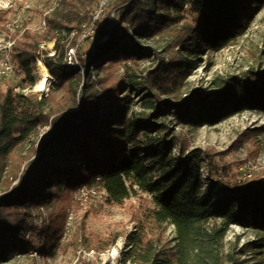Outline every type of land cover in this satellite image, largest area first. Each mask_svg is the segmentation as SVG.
<instances>
[{"label":"trees","instance_id":"obj_1","mask_svg":"<svg viewBox=\"0 0 264 264\" xmlns=\"http://www.w3.org/2000/svg\"><path fill=\"white\" fill-rule=\"evenodd\" d=\"M102 1L59 0L45 15L43 34L26 24L15 40L12 59L26 79L32 78L41 55L59 87L69 88L75 82L83 91L77 108L55 111L49 106L51 95L39 98L12 87L0 88V183L5 185L0 195V260L34 247L30 241L19 246L13 240H26L30 206H42L47 198L75 200L82 187H94L107 191L110 204H123L133 191L150 194L155 221L169 222L177 230V251L171 256L159 238L148 237L145 226H138L128 235L125 263L225 264L223 240L230 225L264 231V174L240 178L233 173L236 164L224 162L227 151L191 146L160 119L173 113L177 125L200 127L244 111L264 112V70L217 77L209 88L194 89L183 100L161 95L178 92L176 75L197 66L200 50H220L242 35L248 24L243 15H252L264 0H169L177 9L190 5L195 22L176 30L171 42L185 55L174 60L175 54L168 62L160 59L159 68L145 75L146 84L136 79L130 62L155 52L138 42L151 31L150 0H122L108 11L104 5L97 16ZM4 15L0 11L1 27ZM171 20L172 16H163L158 31ZM88 28L96 30V37L86 56L80 55L86 64L82 72L75 62L68 63L67 52ZM51 41L56 43L54 55L42 49ZM188 55L195 56V62ZM120 63L124 78L90 80L92 66ZM144 85L141 103L151 113L138 117L129 105L131 95L123 92ZM46 126L48 135L35 140ZM28 144L31 148L25 151ZM66 217L46 235L44 245L59 242ZM259 247V264H264V236ZM227 261L234 263L230 256Z\"/></svg>","mask_w":264,"mask_h":264},{"label":"rangeland","instance_id":"obj_2","mask_svg":"<svg viewBox=\"0 0 264 264\" xmlns=\"http://www.w3.org/2000/svg\"><path fill=\"white\" fill-rule=\"evenodd\" d=\"M59 0H14L7 6V0H0V11H4L3 23L0 26V60L5 58L7 51L4 46L10 38L21 37L26 24L38 34H43L47 25H44L45 15L50 13ZM122 0H110L105 5L106 11ZM154 12V20L151 23V31L147 37H141L138 42L155 49L152 56L130 62L135 67L138 81L145 83L147 72L159 68L160 59L167 62L177 55L174 60L181 59L185 51L171 47L174 33L184 24H194L196 14L190 5L182 8L172 7L169 0H150ZM99 8L97 15L100 13ZM172 16L167 28L158 31L163 16ZM247 27L242 35L234 42L220 50L204 49L198 54L197 66L188 68L183 73L177 74L180 81L179 90L171 95H161L164 99L174 98L175 101L183 100L194 89L204 90L212 85L217 77H225L233 74H246L249 70H264V5L252 11V15L246 16ZM118 21V16L116 18ZM7 24H13L15 30ZM10 28V29H9ZM72 35L70 36V38ZM96 37V30L88 28L77 40V45L68 49V63H76L81 71H86V64L82 65L80 55L85 57L92 48ZM55 41L42 45V49L49 50V55L56 53ZM14 46V45H13ZM10 51L12 59V49ZM36 64L32 68V78L26 79L24 73L18 70L13 59V70L0 75V88L12 87L16 91L25 94L35 93L39 98L49 96V106L53 110L63 107L76 108L83 91L82 84L71 83L69 88L59 87L56 79L47 93L37 88L39 73ZM196 57L188 55L192 62ZM195 62V61H193ZM1 68V65H0ZM90 80L105 78L108 82L118 81L125 77L124 64L102 65L100 68L92 66L89 70ZM87 78V76H85ZM85 78V79H86ZM126 89L124 94L131 95L129 103L134 115L147 116L150 109L143 107L141 96L143 89ZM76 97V102L74 100ZM81 103V100H80ZM174 128L191 146H199L212 152L227 151L224 162L236 164L233 173L240 178L259 176L264 174V112L258 110L244 111L230 116L216 125H203L191 127L177 125L173 113L162 117ZM50 127L39 130L35 140L48 135ZM258 139L260 144H255ZM30 144L25 148L29 150ZM37 156L34 155L31 160ZM248 174H251L250 176ZM17 182V181H16ZM15 182V183H16ZM89 188V187H88ZM94 193L81 196L77 191L75 200L65 196L47 198L42 206L32 205L27 210L32 213L29 217L31 229L26 240L14 238L15 244L30 241L32 247L28 252H16L8 259L0 260V264H141L137 261L125 263L123 251L128 242V235L140 225L145 226L148 237H157L161 240L162 249L169 255L176 254L177 230L169 222L158 223L152 216L155 203L150 194L138 190L131 192L123 204H110L107 201V191L104 188H94ZM5 190V185L0 183V195ZM71 215V218H70ZM67 216L64 231L56 244L44 245L46 235L53 232L63 222L62 217ZM51 227V228H50ZM50 229V230H48ZM45 234V236H44ZM264 231L246 227L240 224H232L228 228L223 240V255L225 264L229 256L233 258V264H259L261 260L260 238ZM116 250L114 254L113 251Z\"/></svg>","mask_w":264,"mask_h":264},{"label":"bare ground","instance_id":"obj_3","mask_svg":"<svg viewBox=\"0 0 264 264\" xmlns=\"http://www.w3.org/2000/svg\"><path fill=\"white\" fill-rule=\"evenodd\" d=\"M13 1L14 0H7V2H6L7 4L6 5L7 6L12 5ZM109 1L110 0H103L101 5L102 4H106ZM102 7L103 6H101V10H102ZM43 23H44V25H47L46 24V20H44ZM7 25L11 28V30H13V31L15 30V26L13 24H7ZM14 43H15V38H10L8 40L7 44L4 46L5 51H7V55L5 56V58L0 60V65H1L0 75L6 74L9 71L13 70L14 66H13V62H12V59H11L10 51H11V48L14 45ZM70 49H72V47ZM68 54H69V52H68ZM67 59H68V57H67ZM37 69H38V73H39L37 88L40 91H42L43 93H47L49 91V89H50L51 84L55 80V78L51 74V72L49 71V68L47 67V65L45 64V62L43 61V59L41 57H38ZM248 175L250 176L251 174H248ZM87 188L88 187H82L79 191L80 192L86 191ZM70 218H71V215H70ZM113 253L115 254L116 250H114Z\"/></svg>","mask_w":264,"mask_h":264},{"label":"built area","instance_id":"obj_4","mask_svg":"<svg viewBox=\"0 0 264 264\" xmlns=\"http://www.w3.org/2000/svg\"><path fill=\"white\" fill-rule=\"evenodd\" d=\"M104 5H106V4H102L101 6H104ZM94 192H95V190L93 188H87L86 191H82L80 193H81V196H85V195H88V194H91Z\"/></svg>","mask_w":264,"mask_h":264}]
</instances>
